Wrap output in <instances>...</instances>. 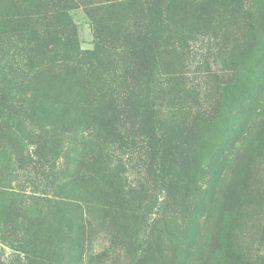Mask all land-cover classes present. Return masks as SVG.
Wrapping results in <instances>:
<instances>
[{
	"label": "rangeland",
	"instance_id": "rangeland-1",
	"mask_svg": "<svg viewBox=\"0 0 264 264\" xmlns=\"http://www.w3.org/2000/svg\"><path fill=\"white\" fill-rule=\"evenodd\" d=\"M179 3L190 35L156 68L180 128L163 145L140 107L118 124L105 109L139 16L110 42L124 5L0 0L18 13L0 21V264H264V0ZM72 30L107 69L68 61Z\"/></svg>",
	"mask_w": 264,
	"mask_h": 264
},
{
	"label": "trees",
	"instance_id": "trees-1",
	"mask_svg": "<svg viewBox=\"0 0 264 264\" xmlns=\"http://www.w3.org/2000/svg\"><path fill=\"white\" fill-rule=\"evenodd\" d=\"M106 6L109 9H119L125 10L126 13L123 17L117 15L111 17V21L105 22L106 26L104 32L101 30L100 34L104 35L110 42L118 41L122 38L124 31V26L128 25L130 18L135 20L139 16L140 21H143V29L139 32L136 27L135 21L132 22L131 27L135 28L134 34L137 37L132 38V43L129 47V56H130V70H128L129 83H122L123 91L114 93L110 91L106 95V104L105 109H108L113 116L112 121L118 124L121 117H124L126 114L131 113L136 115L141 108L142 115L148 113V122L147 126L150 130V136L155 143L161 141L162 144H172L175 137L176 131L171 129V120L169 115H174V105L172 104L171 98L166 99L167 93L165 90L169 91L166 86L168 84L167 80L161 78L162 75L157 71V65L163 66V62L160 63V60L168 59L174 53L168 41L171 37H174L178 42H183L190 35V32L187 31L188 25H185L183 20L184 12L177 13L174 9L178 8L180 5V0H103ZM127 3V5H126ZM66 4V3H65ZM125 9H124V6ZM127 6V7H126ZM68 5L66 4V8ZM116 7V8H115ZM127 10H129L130 15L127 16ZM117 11H113L112 14H116ZM125 12V11H124ZM183 13V14H182ZM16 14H8V12H3L0 14V21L12 22V16ZM27 14H20V18ZM146 22V25H145ZM73 28V25H72ZM6 30H1V33L6 34ZM103 32V33H102ZM70 37L72 39V46L68 49L69 57L68 61H72L73 64L81 65L82 62L86 59L91 60V64L95 69L104 71L107 69V52H100L98 49L93 51L81 52L79 50V44L77 42L74 31H71ZM35 42H37L35 40ZM41 51L49 52L47 50V45L40 46ZM168 48V49H167ZM40 49L36 47L34 49L35 53H38ZM106 54V55H105ZM135 62V63H134ZM31 63V61H30ZM29 68H35L33 64H28ZM0 119L7 114L4 112V107L2 106L0 99ZM125 119H128L125 116ZM110 121V122H112ZM116 124L111 125L112 129H115ZM115 134V133H114ZM113 134V135H114ZM159 137L155 140V137ZM112 138V137H111ZM115 138H112V140ZM165 144V145H166ZM220 154L218 156V161L222 160L223 167L226 168L227 157L225 151H227V146L222 138L220 141ZM166 147V146H165ZM253 151L257 152L258 157L261 155V150H257V145H252ZM173 147L171 146L168 151H165L163 148L161 151V156H164L167 152L168 155H172ZM112 180V183L116 180L115 176H109ZM250 195L247 196V200Z\"/></svg>",
	"mask_w": 264,
	"mask_h": 264
}]
</instances>
